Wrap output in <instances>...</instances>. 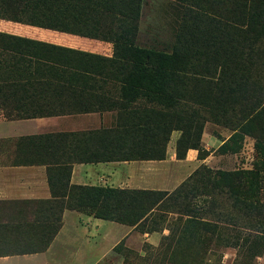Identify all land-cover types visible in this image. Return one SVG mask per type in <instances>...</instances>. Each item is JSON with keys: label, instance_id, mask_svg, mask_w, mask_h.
I'll use <instances>...</instances> for the list:
<instances>
[{"label": "trees", "instance_id": "trees-1", "mask_svg": "<svg viewBox=\"0 0 264 264\" xmlns=\"http://www.w3.org/2000/svg\"><path fill=\"white\" fill-rule=\"evenodd\" d=\"M179 1L185 12L166 52L136 43L144 0H0L2 20L111 43L114 50L105 57L0 32V108L19 118L108 111L116 103L106 92L113 83L121 102L117 124L81 134L85 145L78 149L90 162L163 161L174 133L180 134L176 158L185 160L200 149L209 121L233 130L234 138L263 140L264 0ZM139 101L153 108L140 109ZM217 175L212 186L228 187L238 219H253L251 227L264 235L257 174ZM195 181L203 186L210 179ZM71 197L76 201L68 206L83 213L135 225L170 194L71 186ZM183 214L189 217L184 231L200 223ZM60 229L61 216L31 225L0 222V256L45 251Z\"/></svg>", "mask_w": 264, "mask_h": 264}, {"label": "rangeland", "instance_id": "rangeland-1", "mask_svg": "<svg viewBox=\"0 0 264 264\" xmlns=\"http://www.w3.org/2000/svg\"><path fill=\"white\" fill-rule=\"evenodd\" d=\"M184 12L185 5L179 0H144L138 22L137 45L171 52ZM0 32L51 42L105 57L114 54L111 43L2 19ZM106 92L116 102V109L62 115L72 117L59 120L58 123L65 129L71 126L75 131H79L78 137L81 140H84L81 134L87 130L115 127L119 120L117 107L121 103L120 94L113 83ZM134 105L140 109L153 108L143 101ZM179 135L174 133L168 144L165 159L168 162H158L155 167L159 178L162 175L168 177L167 186L164 188L168 189L170 194L167 204L155 209L147 216V220L142 219L135 225L125 224L136 226L135 231L119 242L111 255L100 264H264V235L251 227L254 225L253 219H238L237 213L232 210L233 200L226 192L228 187L224 186L220 192V189L212 186L214 182L219 183L217 174L220 173L257 174L260 187L258 197L264 205V139L258 142L247 135L234 138V131L230 128L211 121L206 122L201 147L195 150V164L188 165L171 161L173 154H176V140ZM218 141L222 145L217 148ZM209 156L208 162L200 163V160ZM197 178L210 181L202 186V183L197 184L195 181ZM183 186L182 192L177 194ZM3 205H0V210H3ZM183 212L194 214L200 223L188 224L191 228L184 231L189 217ZM3 213L7 214L5 211L0 212V217ZM145 232L157 234L152 241H145L146 238L142 236ZM93 234L95 236L91 245L96 246L99 236L97 233ZM95 252L91 261L98 255V251Z\"/></svg>", "mask_w": 264, "mask_h": 264}, {"label": "crops", "instance_id": "crops-1", "mask_svg": "<svg viewBox=\"0 0 264 264\" xmlns=\"http://www.w3.org/2000/svg\"><path fill=\"white\" fill-rule=\"evenodd\" d=\"M9 112L0 108V205L4 204L0 212L7 213L1 215L0 222L31 225L61 216V229L47 250L0 256V264H100L135 231L136 226L96 218L68 206L76 201L71 186L169 192L164 189L168 177L159 178L155 168L156 163L168 160L90 162L78 149L85 145L79 131L58 123L72 116L19 118ZM216 144L217 148L222 145ZM196 155L190 150L185 160H177L174 153L171 161L194 165ZM93 233L99 236L96 246L91 245ZM156 234L145 232L142 236L152 241ZM96 250L98 255L91 261Z\"/></svg>", "mask_w": 264, "mask_h": 264}]
</instances>
